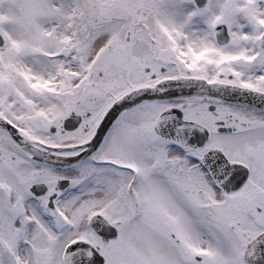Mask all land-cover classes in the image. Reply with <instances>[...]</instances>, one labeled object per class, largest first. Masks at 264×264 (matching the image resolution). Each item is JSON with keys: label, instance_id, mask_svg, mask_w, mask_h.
I'll use <instances>...</instances> for the list:
<instances>
[{"label": "snow or ice", "instance_id": "obj_1", "mask_svg": "<svg viewBox=\"0 0 264 264\" xmlns=\"http://www.w3.org/2000/svg\"><path fill=\"white\" fill-rule=\"evenodd\" d=\"M0 264H264V0H0Z\"/></svg>", "mask_w": 264, "mask_h": 264}]
</instances>
